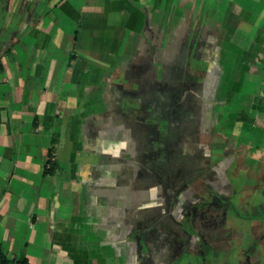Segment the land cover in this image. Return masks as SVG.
I'll return each instance as SVG.
<instances>
[{"label":"crops","instance_id":"1","mask_svg":"<svg viewBox=\"0 0 264 264\" xmlns=\"http://www.w3.org/2000/svg\"><path fill=\"white\" fill-rule=\"evenodd\" d=\"M0 2L10 259L264 264V0Z\"/></svg>","mask_w":264,"mask_h":264},{"label":"trees","instance_id":"2","mask_svg":"<svg viewBox=\"0 0 264 264\" xmlns=\"http://www.w3.org/2000/svg\"><path fill=\"white\" fill-rule=\"evenodd\" d=\"M0 264H28V260L25 257L18 259H10L4 252V247L0 242Z\"/></svg>","mask_w":264,"mask_h":264},{"label":"rangeland","instance_id":"3","mask_svg":"<svg viewBox=\"0 0 264 264\" xmlns=\"http://www.w3.org/2000/svg\"><path fill=\"white\" fill-rule=\"evenodd\" d=\"M0 1H3V0H0ZM1 3V2H0Z\"/></svg>","mask_w":264,"mask_h":264}]
</instances>
